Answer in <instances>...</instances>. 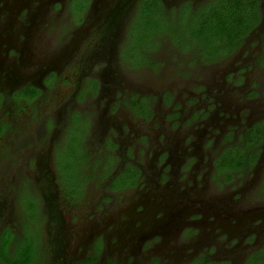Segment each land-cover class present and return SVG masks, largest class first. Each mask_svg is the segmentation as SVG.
I'll list each match as a JSON object with an SVG mask.
<instances>
[{"label": "flooded vegetation", "instance_id": "1", "mask_svg": "<svg viewBox=\"0 0 264 264\" xmlns=\"http://www.w3.org/2000/svg\"><path fill=\"white\" fill-rule=\"evenodd\" d=\"M263 259L264 0H0V264Z\"/></svg>", "mask_w": 264, "mask_h": 264}, {"label": "rangeland", "instance_id": "2", "mask_svg": "<svg viewBox=\"0 0 264 264\" xmlns=\"http://www.w3.org/2000/svg\"><path fill=\"white\" fill-rule=\"evenodd\" d=\"M89 148L90 149H93V145H92V142L91 143H89ZM15 227L18 229V231H19V227H18V225H17V222L15 221Z\"/></svg>", "mask_w": 264, "mask_h": 264}, {"label": "trees", "instance_id": "3", "mask_svg": "<svg viewBox=\"0 0 264 264\" xmlns=\"http://www.w3.org/2000/svg\"><path fill=\"white\" fill-rule=\"evenodd\" d=\"M240 9V7L238 6V9L237 10H239ZM263 264H264V259H263Z\"/></svg>", "mask_w": 264, "mask_h": 264}]
</instances>
